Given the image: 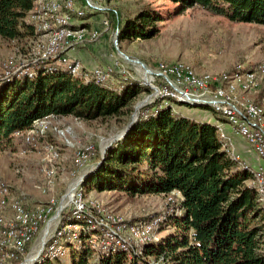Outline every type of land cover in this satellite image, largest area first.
Returning <instances> with one entry per match:
<instances>
[{"label": "trees", "instance_id": "16d2710c", "mask_svg": "<svg viewBox=\"0 0 264 264\" xmlns=\"http://www.w3.org/2000/svg\"><path fill=\"white\" fill-rule=\"evenodd\" d=\"M33 1L0 0L1 38L17 40L34 34L24 21ZM168 1L175 5L173 14L198 6L230 21L264 25V0ZM109 19L118 30L120 43L158 35L164 16L156 6L146 5L122 19L118 11H111ZM115 71L106 82H83L62 68L42 65L31 77L0 80V146L23 140L17 132H26L44 117L71 115L92 121L128 116L139 94L151 88L123 79V75L110 83L119 72ZM164 100L193 106L168 96L144 105L102 159L97 150L101 162L89 171L82 187L130 196L159 194L168 199L173 195L171 204L178 200L177 210L171 208L164 224L172 231L141 244L138 251L134 249L140 244H133L134 249L113 245L105 250L100 240L108 239L100 229L86 230L90 218L70 219L86 229L76 231L77 240L64 238L71 253L68 264H264V200L252 183L249 166L230 158L214 123L180 114ZM255 102L264 107L260 97ZM211 110L218 120L226 121ZM68 214H64L65 220ZM61 260L41 258L36 264H66Z\"/></svg>", "mask_w": 264, "mask_h": 264}, {"label": "rangeland", "instance_id": "374dc122", "mask_svg": "<svg viewBox=\"0 0 264 264\" xmlns=\"http://www.w3.org/2000/svg\"><path fill=\"white\" fill-rule=\"evenodd\" d=\"M55 1L62 2V0ZM103 4L106 11L87 12L84 15L86 17L79 18L80 22H78L85 23L87 35L99 29L101 31L100 37L96 41L85 42L71 51L70 54L75 56L72 58L77 59L86 70L107 67L112 69L111 73L122 69L127 71L126 73L115 71V80L110 83L115 82L116 78H120L119 75H123L121 76L123 79L130 78L139 82L140 86L150 87L153 83L149 81V74L146 71L150 85L145 83L142 73L137 68L139 64L134 60H126L121 53L131 59L142 61L153 70L158 69L160 64L182 62L189 65L196 73H208L214 76L231 74L235 72L238 66L242 69L251 66L249 69H252L257 63L264 62V25L230 21L223 16L213 15L202 10L198 6L186 8L180 14H173L175 5L168 0H105ZM146 5L156 6L164 16V21L159 22L161 28L158 35L149 39L123 40L120 43H118L117 38V44H115L114 40L118 35V30L111 24L109 13L118 11L122 19L134 14ZM105 17H108L110 27L103 31L101 20ZM47 37L46 35L36 36V34L17 40H5L0 37V68L17 67L18 65L16 73L0 76V80L16 76L17 73H20V76H26L24 71H20L26 67L25 65L34 71L38 70L40 66L33 64L34 54L39 55L40 52L43 54L48 50ZM115 61L121 66L120 68L114 66ZM259 84L257 88L248 89L244 93L238 90L237 93L239 96L241 95L240 97L258 105L264 112V107L255 102L256 98L260 97L264 105V83L259 82ZM150 95L154 96L149 103L161 97V94L155 93L152 88L150 92L142 91L132 103L131 112L126 117H109L92 121H85L71 115H67L69 116L67 120L63 119L64 116L40 118L39 122H43L47 126L45 133L36 132L33 128L31 131H26L25 134L20 135L24 141L15 140L16 142L14 141L11 146H0V179L10 186L13 197L16 196L15 198L21 199L25 210L45 209L46 206L52 204L55 208L54 214L57 215L62 212L64 206L62 202L75 179L76 195L83 191L86 201V208L81 217L70 218V214H68L69 219L66 221L64 214L73 211L70 210L72 206H68L67 211H64L62 216L50 223L43 233L37 234V240L41 235H44L46 243L43 241L39 246L40 253L37 251L34 258L30 253H27L22 258L9 259L0 264H21L29 254L30 256L22 264L26 262L31 264V257L34 259V264L41 258H62L61 261L68 264L71 260V253L65 246V237L67 240L74 241L78 238L76 231L86 228V230H90L92 227L98 229L102 227L107 230L113 221L116 224L130 226L134 223L152 221L156 217L163 216L165 218L164 223L153 230L155 234H152L150 239L157 241L160 236H165L172 231L171 226L164 224L170 215L171 208L177 210L178 200L171 204L174 201L173 195L169 196L168 199L159 194L130 196L118 191L100 193L94 190L86 191L82 187L84 169L86 168L88 171L95 168V164L98 162L97 152L99 151L101 156V148L107 144L109 146V140L113 139L130 120L131 114L134 112V105ZM163 102L171 105L174 111L195 119H208L215 115L211 108L190 106L169 100ZM36 121L33 124H36ZM223 122L227 124L226 121ZM261 128L264 129V116L261 119ZM235 134L247 143L242 136L236 132ZM32 137L36 139L38 145L36 148L29 145ZM248 144L250 153L255 160L252 163L258 161L264 163V158L258 156L252 146ZM88 145L93 146L94 155L89 164L84 169L79 170L74 165L73 156L77 149ZM229 146V151L237 154L232 149L233 146L231 144ZM54 151L55 156L53 155ZM237 155L239 160L249 166V169L258 167L248 164L241 155ZM261 167L264 169L263 164ZM97 205L100 206V212L103 214V224H96ZM88 218L90 219L87 220ZM70 219H86L91 223L84 228L77 223H70L68 221ZM68 223H70L68 229L75 231L74 233L63 231L65 230L64 225L66 226ZM105 230H100L103 236L108 239V241L103 240V244L110 247L114 240L105 234ZM51 234L54 236L50 242L56 236V246L58 247L52 251V254L46 251L47 240ZM123 234L128 241L131 240L127 233ZM36 242L31 247V251L36 246ZM139 246L134 251L140 250L143 245L140 244ZM28 250H25V253Z\"/></svg>", "mask_w": 264, "mask_h": 264}, {"label": "bare ground", "instance_id": "6f19581e", "mask_svg": "<svg viewBox=\"0 0 264 264\" xmlns=\"http://www.w3.org/2000/svg\"><path fill=\"white\" fill-rule=\"evenodd\" d=\"M103 3H105V0H103ZM102 10L103 9H89L79 12L74 8V6L70 5V0H62V2L55 0H34L33 6L28 11L24 21L27 23L30 22V26H32L34 30V35L48 36V42H46V44L48 43V50L44 52L45 54H42V52H40L41 54L39 53V55L34 54V59L32 57L33 64L40 67L44 65L48 69H55L56 67L62 68L69 74L70 77L79 79L83 82L91 80L97 83L106 82L109 78H111V68L105 67L104 69L94 68L92 70H86L83 69L80 62L74 58H68L67 63L57 64L59 62V55H50V51L52 49H57L60 42L63 41L62 32L70 33V40L84 39V33L86 30L84 26L85 23H78L79 21L77 22L76 19L82 18L87 12H100ZM97 32L98 31L95 30L89 35L86 33V35L88 36V39H94L97 36ZM36 46L39 47L38 44ZM78 46L80 45H77V47ZM28 67L29 66L24 67L23 70L20 71H24V75L32 76L36 71L29 69L30 67ZM137 68L142 73L144 81L149 82L147 80V71L139 65ZM97 69L100 74L97 73ZM158 69L159 72L172 74V78H176V81L181 82V84H188V79L194 86H204V83L216 84L217 82V89L215 86H207V94H216V97H220L224 104L230 105L234 112L228 113L225 109L219 107V101H212L207 99V97H195L190 96V94H181L175 91L156 90V92L160 93L161 97L168 96L187 103L199 102L203 105L210 106L215 113L217 112V114H220L221 117L227 121L234 132L242 136L247 141V144L249 143L250 146H252L258 156L264 158V144L251 141L249 132L251 131L252 124L253 128L257 129L261 136L264 137V129L261 128V119L264 116V112H262V108L258 105L240 97L241 95L239 96L237 93L238 90L244 93L248 91V89L257 88L260 85L259 82L264 83V62L259 64L257 63V65H254V68L252 69H242L238 66L235 72L228 75L223 74L221 76H214L208 73H196L189 65L182 62H177L175 64H160ZM183 71H187L188 77L184 75ZM150 87L154 89V86L151 85ZM153 96L154 95H150L146 99L138 101L134 105V112L131 114L130 118H136L139 110L150 102ZM33 128H35L36 132L41 133H45L47 130V126L44 125L43 122H39V119H37L36 124H32L31 128L27 131H31ZM17 134L22 135L25 133L19 131ZM111 140L112 138L109 141L111 142ZM220 141L224 147L228 146L227 148L231 159H240L237 154H233L229 151L230 146L228 142L225 141L224 135L220 136ZM29 145L33 148L38 146L34 137L30 138ZM53 155H56L55 151ZM93 155L94 149L92 145L77 149L73 156L74 165L79 170L84 169V167L89 164ZM249 170L252 176V183L256 187L258 194L264 200V169L262 167H257ZM82 192L76 195V205L72 206V209H70L73 210L69 212L70 218L78 217L79 214H82V212L85 211L86 201ZM15 197H13L10 186L5 181L0 179V263L8 261L9 259L16 260L18 258H22L27 253H30L34 258L37 251L40 253L39 246H41L43 241L46 243V240H44V235H41L38 240L36 236L38 233H43L46 229L48 217L56 216V214H54L55 208L52 204L46 206L45 209L32 211L29 209V211H27L24 209V204H22L21 199ZM62 203H64V201ZM163 220L164 217L160 216L154 218L152 221L134 223L130 226L116 224L113 221L110 223L107 230L102 227L100 230H105V234L114 240V243L111 244L110 247L115 244V246L119 245L121 248L127 249L128 247H131L134 249L132 246L133 244L135 245L134 247H138L139 244L149 241L151 242L150 238L152 234H155L153 230L159 227ZM69 225L70 223L66 226L64 225L65 230L63 231L66 233L73 231L68 229ZM123 233H127L131 240L128 241ZM53 236L54 234L50 235L46 245V251L51 254L53 250L58 248L56 246V236L50 242ZM34 242H36V246H34L31 251V247L34 245ZM100 243L103 244V240H100ZM28 245H30L29 250L25 253ZM102 246L106 250V245L103 244ZM30 254L26 257V259L30 256ZM33 258L31 257V264L34 262ZM26 259H24V261ZM24 264L29 263L26 262Z\"/></svg>", "mask_w": 264, "mask_h": 264}, {"label": "built area", "instance_id": "2783aa9c", "mask_svg": "<svg viewBox=\"0 0 264 264\" xmlns=\"http://www.w3.org/2000/svg\"><path fill=\"white\" fill-rule=\"evenodd\" d=\"M70 5L74 6V8L77 9V11L79 12L86 11L89 9H103V11H106V7L103 4V0H70ZM101 21H102L103 31L107 30L110 27V24H109L110 21L108 17L103 18ZM62 34H63V41L60 42L57 49H52L50 51V55L51 54L59 55V62L57 64L67 63L68 58L75 57L71 55L70 52L75 50L77 48V45H83L85 42L96 41L100 37L101 31L98 29L96 39H88L86 32L84 33V39L82 40H70V33L62 32ZM25 66L27 67V65ZM114 66H116L117 68L121 67L120 65L117 64L116 61L114 62ZM17 68H18V65L17 67L0 68V76H5V75L16 73ZM118 71L120 73L127 72L125 69L118 70ZM97 73H99L98 69H97ZM183 73L184 75H186V77H188L187 71H183ZM148 74H149V81L151 83L153 82L152 85H154L155 92L156 90L175 91L181 94H190V96H195V97H207V99H210L212 101H219V107H221L222 109H225V111H227L228 113L234 112L231 106L228 104H224L220 97H216V94H207V86H215L217 89V82L216 84L204 83V86H194L193 84H191V82L188 79V84H181V82L176 81V78H172V74L159 72V69L157 68L155 70L149 68ZM249 132H250L251 141L257 142L259 144H264V137L261 136V134L259 133L257 129L253 128L252 124H251V131ZM226 136L231 138V142L233 143V149H236L234 141H233V136L230 135V133L227 131H226ZM261 165L262 164H259L256 166L261 168ZM75 183H76V179L74 180V182L72 183V187L68 189L67 194L64 197L63 211L59 212L55 217H48V223H46V229L50 223H53L55 219H57L59 216H62L64 214V211H67L68 206L76 205ZM46 215H47V212H46ZM96 224H103V214H101L100 212L99 205H97Z\"/></svg>", "mask_w": 264, "mask_h": 264}, {"label": "crops", "instance_id": "0c3cea01", "mask_svg": "<svg viewBox=\"0 0 264 264\" xmlns=\"http://www.w3.org/2000/svg\"><path fill=\"white\" fill-rule=\"evenodd\" d=\"M76 21L78 22L79 19H76ZM80 22V21H79ZM84 69V68H83ZM18 72V71H17ZM17 77L20 76V73H17L16 75ZM12 77V76H11ZM10 77V78H11ZM69 116H64L63 119L67 120ZM211 118H208V119H201V120H206V121H209L211 123H214L217 127L218 132H219V136H222L224 135L225 136V141L228 142V144L230 143L231 146H233V143L231 142V138L230 137H227L226 136V131L230 133V135L233 136V141H234V144H235V148L236 149H232L234 150L235 153L241 155L242 159L247 161L248 164H251V165H257V164H263L262 162H257V163H252L254 162L255 160L253 159V156L251 155L250 153V148L247 146V143L241 139V137H238L236 136L234 130L232 129V127L228 124H225L224 122H218L219 120L217 119V117H215V115L213 116H210ZM15 140H13L14 142ZM16 142V141H15ZM229 144V145H230ZM251 168H256V167H251ZM104 192V191H103ZM100 193V192H99Z\"/></svg>", "mask_w": 264, "mask_h": 264}, {"label": "water", "instance_id": "95a60500", "mask_svg": "<svg viewBox=\"0 0 264 264\" xmlns=\"http://www.w3.org/2000/svg\"><path fill=\"white\" fill-rule=\"evenodd\" d=\"M114 42H115V44H117V37L115 38V40H114ZM118 49V48H117ZM123 56H124V58L126 59V60H134V61H136L142 68H144V70H146L147 72L149 71V68L142 62V61H140V60H138V59H131L129 56H127V55H125V54H123V53H121ZM145 82V81H144ZM145 83H148L149 84V82H145ZM150 85V84H149ZM151 86V85H150ZM155 92V91H154ZM149 103V102H148ZM193 104V106H198V105H201V103H197V102H193L192 103ZM207 106V105H206ZM137 119V117L136 118H130V120L127 122V124L125 125V127L119 132V133H117L116 135H115V137H113V139L111 140V142H113V141H115V140H118V139H120L121 137H123V135L129 130V128L132 126V124L135 122V120ZM110 142V143H111ZM110 143H109V145H110ZM107 147H108V144H107V146L104 148V149H102L101 148V159L103 158V156H104V153H105V151H106V149H107ZM101 162V160H99L96 164H95V167L99 164ZM89 171L90 170H88L87 171V169H85L84 170V174H83V179L86 177V175L89 173Z\"/></svg>", "mask_w": 264, "mask_h": 264}]
</instances>
